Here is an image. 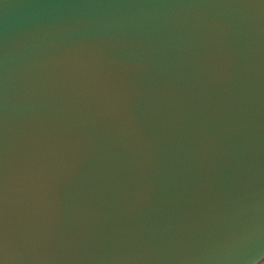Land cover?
Listing matches in <instances>:
<instances>
[{
	"label": "water",
	"instance_id": "95a60500",
	"mask_svg": "<svg viewBox=\"0 0 264 264\" xmlns=\"http://www.w3.org/2000/svg\"><path fill=\"white\" fill-rule=\"evenodd\" d=\"M211 9L231 30L220 38L186 18L189 7ZM264 0H0V146L3 101L23 84L22 37L60 30L61 62L53 79L72 82L76 108L41 109L50 129L28 130L47 140L48 191L64 204V225L38 247L47 264H113L130 251H150L144 264H224L218 257L235 233L264 215L248 208L264 193ZM145 42L119 48L147 63L113 70L99 65L91 45L109 34ZM231 58L228 83L207 69ZM147 137L129 135V111ZM19 119L20 107H10ZM128 130V131H126ZM25 135L9 133L12 145ZM147 196L144 208L127 209ZM25 252L24 264H39ZM264 245L249 252L251 264Z\"/></svg>",
	"mask_w": 264,
	"mask_h": 264
},
{
	"label": "clouds",
	"instance_id": "9594fccd",
	"mask_svg": "<svg viewBox=\"0 0 264 264\" xmlns=\"http://www.w3.org/2000/svg\"><path fill=\"white\" fill-rule=\"evenodd\" d=\"M229 7L228 5H196L189 7L186 18L195 25L210 33L226 38L231 25L226 19L213 17L211 9ZM264 8V5H261ZM61 36L60 30H38L22 37L13 51H19L25 58L23 65V84L11 95L5 94L3 105V141L0 153V264H24L25 252L34 253L32 259L39 264H47L53 256L43 252L39 243L55 238L63 229L64 204L59 194L49 192V177L45 159V139L34 138L28 130L50 129L53 121L58 118L68 119L59 114L41 109L64 108L74 111L77 92L72 82L53 79L50 72L61 62V54L54 49ZM145 42L128 38L116 33L101 37L91 47L98 54L99 65L94 72L102 68L119 69L122 66H137L151 71L147 63L136 62L123 58L116 50L119 48L138 49ZM215 83H228L231 76V58L227 61L218 60L207 69ZM10 107L24 109L19 119L10 120ZM131 135L137 143L146 144L147 137L138 118L129 111ZM13 129H22L25 135L18 144L12 145L9 133ZM259 199L248 211L254 217L264 215V193H253ZM148 202L143 196L133 201L127 209L132 215L140 212ZM264 245V226L260 222L251 224L242 231L235 233L223 246L218 259L224 264H251L249 252ZM113 264H144L153 259L150 251H130L118 254ZM264 264V257L256 261Z\"/></svg>",
	"mask_w": 264,
	"mask_h": 264
},
{
	"label": "snow or ice",
	"instance_id": "6c2138e0",
	"mask_svg": "<svg viewBox=\"0 0 264 264\" xmlns=\"http://www.w3.org/2000/svg\"><path fill=\"white\" fill-rule=\"evenodd\" d=\"M0 153H2V146H0Z\"/></svg>",
	"mask_w": 264,
	"mask_h": 264
}]
</instances>
